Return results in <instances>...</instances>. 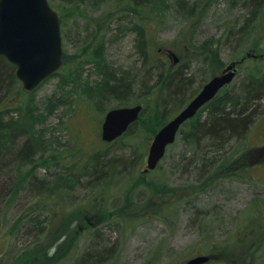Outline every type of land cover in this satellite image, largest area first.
I'll return each instance as SVG.
<instances>
[{
    "label": "rangeland",
    "instance_id": "1",
    "mask_svg": "<svg viewBox=\"0 0 264 264\" xmlns=\"http://www.w3.org/2000/svg\"><path fill=\"white\" fill-rule=\"evenodd\" d=\"M109 7L105 4L95 12L88 10V14L97 18ZM243 13L232 0H218L196 28L192 45L185 42L192 28L186 27L181 17L173 15L158 28H147L148 61L140 51L142 41L134 26L129 21L119 26L113 23L105 41L103 65L130 73L140 85L126 106L144 105L143 117L149 118L163 110L164 103L166 119L170 120L193 92L201 89L208 73L221 74L222 69L218 70L210 56L207 66L202 55L208 52L219 51L224 67L246 57L235 81L257 65L264 68V43L258 49L253 47L258 38L241 43L233 37L227 39L229 28L236 20L241 22ZM93 33L89 19L77 17L68 22L63 38L66 63L60 75L30 95L23 93L19 81H13L0 98V109L6 113L3 124L20 121V109L32 105L40 122L31 134L39 138L42 147L32 163L22 164L4 179L3 188L14 179L36 175L48 191L37 195L32 192L34 186L27 185L19 191L0 193V264H80L92 251L104 247L113 252L99 264H186L199 254L218 258L209 264H264V110L249 133L246 147L258 152L245 159L250 162L248 170H242L245 179H223L209 185L213 182L194 172L189 160L192 152H185L180 138L158 169L144 175L153 134L137 124L113 143L102 140L104 116L118 101L97 96L100 82L97 64L92 61L96 45L90 44ZM207 39L206 50H199ZM169 49L181 63L194 58L188 70L194 84L181 105L155 89L153 74L174 68ZM71 74L77 77L78 87L69 82ZM111 160H122V168L106 173ZM237 172L241 173L240 167ZM60 175L68 184L57 190L54 186ZM98 204L111 216L94 228L77 232L80 224L85 225L83 214ZM33 208L43 212L37 224L14 228ZM43 221H48L45 229ZM236 250L241 252L237 260L230 257Z\"/></svg>",
    "mask_w": 264,
    "mask_h": 264
},
{
    "label": "trees",
    "instance_id": "2",
    "mask_svg": "<svg viewBox=\"0 0 264 264\" xmlns=\"http://www.w3.org/2000/svg\"><path fill=\"white\" fill-rule=\"evenodd\" d=\"M49 1L59 14L63 31L67 23L77 17L91 20L94 33L91 35L92 41H90V44H96L93 46L94 51L91 53L93 55L92 61L97 64V76L99 78L98 82H100L99 88L96 90L97 96L113 97L114 100L118 101V105L115 107H120L126 105V100L140 85L130 73L115 70L110 65H103L106 61L104 58L105 41L111 31V25L113 23H118V26L124 25L126 21H129L134 26L133 30L140 36L142 41L140 51L142 50V54L148 61L147 28L156 29L161 22L170 20L173 15L181 17L183 18L182 21L186 22V27L192 28L193 33L189 38L185 39L187 45H192L194 34L197 31L196 28L206 18L208 11L218 0ZM232 2L240 5L244 13L241 16V22L238 19L229 28L227 39L229 40L233 37L234 40H238L241 43L251 37H255V40L258 38V42L260 41V43L254 42L253 47L256 49L260 48L261 43H264V0H232ZM105 4L110 6L106 12L97 18L90 17L88 10L95 12ZM86 15L89 16L86 17ZM180 34L184 36V32ZM209 43L207 39L204 45H201L198 49L205 51ZM218 54L219 51H216L214 54L208 52L202 55V57H205L208 66L211 60L207 58L210 56L218 70H221L224 68V64L220 62ZM64 62L66 63L65 57ZM192 62L194 63V58L188 60L186 63H180V65L173 69H169L168 67L161 72L156 71L153 74V79L156 82L155 89H158L161 93L165 92L168 95V101L171 99L174 104L179 103L181 105L182 99L194 84V77H192V74H188V70L192 68ZM15 71V66L9 64L4 58H0V98L10 90L13 81L18 82ZM59 75L58 73L54 77ZM215 75H217L215 71L208 73L201 84L204 85ZM69 77H71L69 82L78 87L79 82L77 77L73 76V74L69 75ZM198 91L193 92L189 101ZM162 107L163 110H157L149 118L143 117L142 113L140 121L134 124L132 128L138 124L142 130L148 131L151 135L156 134L167 122L166 104L163 103ZM263 107L264 68L257 65L256 68L253 67L248 70V73L243 78L234 81L233 84L222 90L214 100L201 109L194 119L182 127L179 138L185 145V152H192V158L189 160L193 163V170L198 176L207 178L208 183L213 182L209 183V185H216L223 179H245L242 170L244 169L245 172L248 170L247 166H250V162H245V159L254 152H258L256 149L246 147L248 137L252 126L261 116L264 110ZM32 108V105L29 104L24 110L20 109V121L13 122L11 120L5 124L3 123L6 113L0 109V193L2 195L10 191H19L20 188H25L27 185H33L32 192L37 195L48 192L44 191L45 187L43 184L45 182L38 180L36 175L33 178L30 175H26L20 177L18 180L14 179L7 188L6 186L3 188V181L7 179L8 175L16 171L22 164L32 163L34 158L42 152L39 138L31 134L32 130L40 122L36 121ZM29 115H33L34 117L30 118ZM21 129L25 132L20 133ZM54 158L52 160L53 163H57ZM121 162L123 161L111 160L105 167L107 170L104 171L106 173L115 172L117 169L122 168ZM238 167H240L241 173L237 172ZM101 170L103 169L101 168ZM56 179L54 188L57 190L59 188L64 189V185L68 184L66 177L62 175ZM100 179L101 177H99V181ZM50 192L53 194L56 193V190H50ZM93 206L91 210H86L88 212L87 214H83L81 221L84 220L86 223V218L90 217L89 214L95 212V214L91 215L93 221L103 222L111 216V213L105 210V206L101 204ZM42 213V211L33 208L28 216L18 219L14 228L17 226V230H19L20 225H23L24 228L26 225L37 224ZM43 223L45 225L42 229H45L48 221H43ZM84 227L88 228L90 226L85 225ZM99 244L102 245L103 243ZM111 252L113 250H110L109 247H104L102 251H92L80 264H99ZM240 253L239 251L235 252L230 257L237 260L236 256ZM247 259L248 257L244 260L247 261Z\"/></svg>",
    "mask_w": 264,
    "mask_h": 264
},
{
    "label": "water",
    "instance_id": "3",
    "mask_svg": "<svg viewBox=\"0 0 264 264\" xmlns=\"http://www.w3.org/2000/svg\"><path fill=\"white\" fill-rule=\"evenodd\" d=\"M62 36L58 13L48 0H0V57L16 66V77L26 93L33 92L62 67ZM177 62L175 54H171ZM236 77V63L213 77L189 104L155 135L149 149L145 172L154 170L165 156L184 123L230 85ZM143 106L110 110L102 125V139L112 142L137 122ZM209 256H199L187 264H204Z\"/></svg>",
    "mask_w": 264,
    "mask_h": 264
},
{
    "label": "flooded vegetation",
    "instance_id": "4",
    "mask_svg": "<svg viewBox=\"0 0 264 264\" xmlns=\"http://www.w3.org/2000/svg\"><path fill=\"white\" fill-rule=\"evenodd\" d=\"M212 256L215 258V261H216L217 258H216L214 255H212ZM213 262H214V261H213Z\"/></svg>",
    "mask_w": 264,
    "mask_h": 264
}]
</instances>
